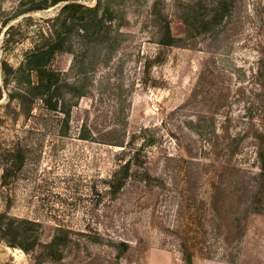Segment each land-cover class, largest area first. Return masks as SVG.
Masks as SVG:
<instances>
[{"label":"rangeland","instance_id":"obj_1","mask_svg":"<svg viewBox=\"0 0 264 264\" xmlns=\"http://www.w3.org/2000/svg\"><path fill=\"white\" fill-rule=\"evenodd\" d=\"M44 1L0 0V210L66 241L59 259L0 241V264H264V0H78L107 12L55 56L58 110L15 80L66 3Z\"/></svg>","mask_w":264,"mask_h":264},{"label":"trees","instance_id":"obj_2","mask_svg":"<svg viewBox=\"0 0 264 264\" xmlns=\"http://www.w3.org/2000/svg\"><path fill=\"white\" fill-rule=\"evenodd\" d=\"M64 1L66 3L58 15L47 19L46 24L38 29L33 37L32 48L26 54L25 61L15 71V80L18 83H25L22 94L23 101L25 99L40 100L49 110H58L64 95L65 81H63L61 72L52 66L55 56L60 52L70 50L67 41L75 25L81 24L80 30L84 32L95 27L94 34H99L103 24V15H100L99 12H107L105 9L102 10L100 3L89 6L78 0H45L35 4L32 9L45 8ZM218 6H226L225 1H220ZM188 22L186 19V23ZM163 28L164 33H162L159 43L173 44L176 38L172 35L170 24L166 22ZM9 41L10 38L7 37L6 43ZM26 156L27 152L23 147L7 151L5 160L1 162L3 166L2 185L8 184L15 175L14 171L23 167ZM132 159L133 156L120 165V169L110 182L112 183V191L117 192L126 184L132 167ZM261 168L262 173H264V164ZM150 177V173L147 172L144 179ZM34 225L36 222L32 220L18 218L10 215L7 211L0 210V241L5 240L11 246H18L26 251H32L37 246H41L45 251L46 259L61 258L60 252L65 244V237L61 236L58 231L49 242H42L39 236H31L30 238L29 231ZM190 264L192 263L190 262Z\"/></svg>","mask_w":264,"mask_h":264}]
</instances>
